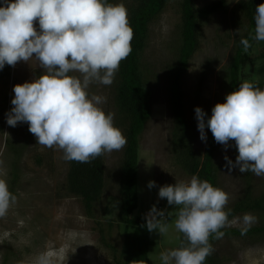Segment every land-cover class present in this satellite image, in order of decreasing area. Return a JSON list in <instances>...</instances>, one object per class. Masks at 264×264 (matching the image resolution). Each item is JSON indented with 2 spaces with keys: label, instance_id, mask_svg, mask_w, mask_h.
Wrapping results in <instances>:
<instances>
[{
  "label": "rangeland",
  "instance_id": "rangeland-1",
  "mask_svg": "<svg viewBox=\"0 0 264 264\" xmlns=\"http://www.w3.org/2000/svg\"><path fill=\"white\" fill-rule=\"evenodd\" d=\"M130 1L111 0V3H123L128 8ZM217 1L194 0V5L199 9ZM222 1L224 7L202 21L198 44L181 78L183 106L187 121L194 126L193 149L197 154L203 151L205 141L200 139L195 108H202L207 120L214 105L224 100L227 69L235 43L247 28L236 10L241 0ZM181 2L167 0L149 24L140 61L152 107L151 117L138 140L137 206L131 216L145 220L155 205L158 210H166L169 225V231L163 236L150 232L148 264H162L160 254L176 248L180 235L174 228L178 208L159 198V188L176 181H189L192 177L176 163L170 145L173 124L168 110L166 73L174 65L181 44ZM261 53L264 48L257 44L248 55L249 62L243 69L246 80L264 82V61L257 58ZM43 71L33 58L28 63L9 66L8 77L0 73V179L7 181L9 190L17 197L6 215L0 217V264H36L37 257L45 252L51 255L53 264H116L123 241V227L116 217L120 206L119 165L124 148L102 155L104 188L90 217L84 213L80 199L66 191L68 165L63 152L37 144L27 123L21 122L15 127L7 124V113L13 107V87L32 81ZM114 88L115 79L111 86L93 84L89 92L107 98L100 106L106 113L114 114V125L124 134L114 108ZM225 155L235 162L238 151L234 141L229 142L227 150L218 144L215 155V163L221 166L217 185L230 194L227 205L230 208L244 194L247 173H240L238 168L229 172ZM149 181H155L156 186L149 189ZM249 182L253 197L264 190V177L250 173ZM255 216L258 221L251 228L264 222L261 216ZM228 228L240 230V225ZM213 247L216 264H264V236H226Z\"/></svg>",
  "mask_w": 264,
  "mask_h": 264
},
{
  "label": "clouds",
  "instance_id": "clouds-1",
  "mask_svg": "<svg viewBox=\"0 0 264 264\" xmlns=\"http://www.w3.org/2000/svg\"><path fill=\"white\" fill-rule=\"evenodd\" d=\"M251 40L264 42V3L256 6ZM38 23V27H37ZM134 36L128 9L108 0H0V69L35 58L44 71L30 82L13 87V107L7 124H28L37 144L61 150L65 161L91 163L105 153L122 150L127 138L114 125V114L100 106L106 97L90 94L93 84L111 86L120 64L132 52ZM245 53L252 47L241 38ZM205 120L195 108L200 139L206 142L207 127L215 142L227 150L235 142L233 162L224 156L229 172H251L264 177V89L244 81L216 103ZM155 187V181L148 182ZM158 196L176 206L174 228L183 235L181 245L162 252V264H205L215 249L210 237L222 239L221 229L236 224L246 234L258 218L252 213L229 219L230 194L208 180L192 175L159 188ZM17 202L5 179H0V217ZM149 232L169 231L166 210L155 205L145 216ZM36 264H53L41 253Z\"/></svg>",
  "mask_w": 264,
  "mask_h": 264
},
{
  "label": "trees",
  "instance_id": "trees-1",
  "mask_svg": "<svg viewBox=\"0 0 264 264\" xmlns=\"http://www.w3.org/2000/svg\"><path fill=\"white\" fill-rule=\"evenodd\" d=\"M111 3V0H108ZM167 0H131L128 5V18L133 28L134 36L131 41L132 52L127 59L120 64L115 76L114 108L119 121L124 129L127 144L124 147L122 159L119 165L118 192L120 206L116 221L123 227V241L119 251V260L116 264H148V248L151 245L150 232L146 227V220L133 218L132 212L137 206V153L138 140L148 120L151 117V92L147 87L140 70L142 53L148 38V26L163 10ZM264 3V0H241L236 4V10L246 22V31L235 43V50L231 56L227 69V94L235 91L240 83L246 81L243 69L249 62L248 55L257 45L264 48V42L251 40L254 35V15L256 6ZM181 44L178 48L177 59L166 73L168 91V110L173 124L170 145L176 163L189 176L198 175L201 180H208L214 187L217 185L218 171L221 166L215 163V155L218 148L211 131L207 128L204 149L197 154L193 149L194 126L190 124L185 115L183 106V93L181 78L188 60L197 46L198 30L208 16L224 7V1L219 0L207 7L195 8L194 0H182L181 2ZM241 38L249 39L252 47L247 53L240 44ZM264 61V53L258 57ZM1 75L9 76V66L0 69ZM247 81H250V79ZM261 89L264 82L253 81ZM226 94V95H227ZM225 100V98H224ZM224 100L221 102L223 103ZM66 191L69 195L80 199L84 213L88 216L94 205L101 197L104 188L102 156L91 163H78L67 161ZM247 172L245 178V191L239 200L231 207L229 219L239 214L252 213L264 219V190L255 197L252 196ZM226 236H264V222L250 228L246 234L241 230L225 227L221 229ZM184 240L180 233L178 246ZM219 240V239H218ZM217 241L210 237L212 245ZM205 264H216L214 253L209 256Z\"/></svg>",
  "mask_w": 264,
  "mask_h": 264
}]
</instances>
